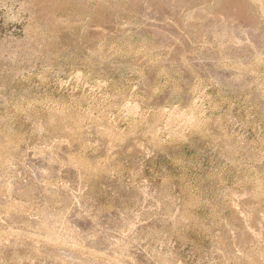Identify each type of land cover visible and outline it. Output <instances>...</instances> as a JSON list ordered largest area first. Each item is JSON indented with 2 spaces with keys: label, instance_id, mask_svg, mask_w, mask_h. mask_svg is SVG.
<instances>
[{
  "label": "rangeland",
  "instance_id": "obj_1",
  "mask_svg": "<svg viewBox=\"0 0 264 264\" xmlns=\"http://www.w3.org/2000/svg\"><path fill=\"white\" fill-rule=\"evenodd\" d=\"M182 1L0 0V264H264V0Z\"/></svg>",
  "mask_w": 264,
  "mask_h": 264
},
{
  "label": "bare ground",
  "instance_id": "obj_2",
  "mask_svg": "<svg viewBox=\"0 0 264 264\" xmlns=\"http://www.w3.org/2000/svg\"><path fill=\"white\" fill-rule=\"evenodd\" d=\"M175 1H176V0H175ZM180 1H181V0H180ZM183 1H184V0H183ZM183 1H182V2H183ZM187 1H188V0H187ZM189 1H190V0H189ZM189 1H188V2H189ZM225 1H226V0H225ZM134 2H135V1H134ZM156 2H157V1H156ZM215 2H216V1H215ZM222 2H223V0H222ZM229 2H230V1H229ZM257 2H258V1H257ZM259 2H260V1H259ZM179 3H180V2H179ZM206 3H207V2H206ZM231 4H232V3H231ZM180 5H181V4H180ZM206 5H207V4H206ZM241 5H242V4H241ZM214 6H215V5H214ZM102 8H103V7H102ZM110 8H111V7H110ZM203 8H204V7H203ZM227 8H228V7H227ZM227 8H226V9H227ZM230 8H231V7H230ZM243 8H244V7H243ZM201 9H202V8H201ZM206 9H207V8H206ZM223 9H224V7H223ZM203 10H204V9H203ZM203 10H202V11H203ZM217 10H218V9H217ZM221 10H222V9H221ZM206 11H208V10H206ZM199 12H200V11H199ZM211 12H212V11H211ZM213 12H214V11H213ZM221 14H222V13H221ZM108 15H109V14H108ZM122 15H123V14H122ZM185 15H186V14H185ZM219 15H220V14H219ZM119 16H120V14H119ZM120 18H121V17H120ZM191 18H192V17H191ZM221 18H222V17H221ZM90 21H91V20H90ZM213 22H214V21H213ZM118 23H119V22H118ZM210 23H211V22H210ZM86 25H87V24H86ZM118 27H119V26H118ZM89 28H90V27H89ZM192 28H193V27H192ZM153 32H154V31H153ZM113 33H114V32H113ZM107 34H108V33H107ZM102 38H103V37H102ZM91 40H92V39H91ZM156 40H157V39H156ZM88 41H89V40H88ZM96 43H97V40H96ZM157 43H158V42H157ZM192 118H193V117H192ZM193 121H194V120H193ZM188 123H189V122H188ZM199 125H200V124H199Z\"/></svg>",
  "mask_w": 264,
  "mask_h": 264
}]
</instances>
